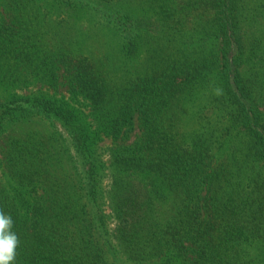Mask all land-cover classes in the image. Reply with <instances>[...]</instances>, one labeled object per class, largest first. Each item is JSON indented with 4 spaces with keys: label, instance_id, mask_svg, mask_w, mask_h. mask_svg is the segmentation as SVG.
<instances>
[{
    "label": "trees",
    "instance_id": "trees-1",
    "mask_svg": "<svg viewBox=\"0 0 264 264\" xmlns=\"http://www.w3.org/2000/svg\"><path fill=\"white\" fill-rule=\"evenodd\" d=\"M0 209L15 264H264V0H0Z\"/></svg>",
    "mask_w": 264,
    "mask_h": 264
},
{
    "label": "clouds",
    "instance_id": "clouds-1",
    "mask_svg": "<svg viewBox=\"0 0 264 264\" xmlns=\"http://www.w3.org/2000/svg\"><path fill=\"white\" fill-rule=\"evenodd\" d=\"M19 245L20 239L14 231L11 214L0 209V264H15Z\"/></svg>",
    "mask_w": 264,
    "mask_h": 264
},
{
    "label": "rangeland",
    "instance_id": "rangeland-1",
    "mask_svg": "<svg viewBox=\"0 0 264 264\" xmlns=\"http://www.w3.org/2000/svg\"><path fill=\"white\" fill-rule=\"evenodd\" d=\"M108 144H110V143L109 142L105 143V145H108Z\"/></svg>",
    "mask_w": 264,
    "mask_h": 264
}]
</instances>
